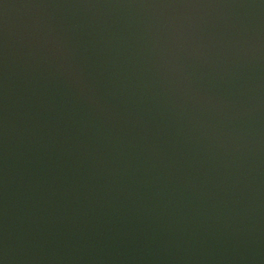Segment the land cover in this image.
Wrapping results in <instances>:
<instances>
[{
    "label": "water",
    "instance_id": "95a60500",
    "mask_svg": "<svg viewBox=\"0 0 264 264\" xmlns=\"http://www.w3.org/2000/svg\"><path fill=\"white\" fill-rule=\"evenodd\" d=\"M0 264H264V0H0Z\"/></svg>",
    "mask_w": 264,
    "mask_h": 264
}]
</instances>
